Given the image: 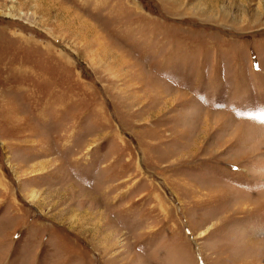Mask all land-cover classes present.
Listing matches in <instances>:
<instances>
[{
  "label": "rangeland",
  "instance_id": "obj_1",
  "mask_svg": "<svg viewBox=\"0 0 264 264\" xmlns=\"http://www.w3.org/2000/svg\"><path fill=\"white\" fill-rule=\"evenodd\" d=\"M0 264H264V0H0Z\"/></svg>",
  "mask_w": 264,
  "mask_h": 264
}]
</instances>
